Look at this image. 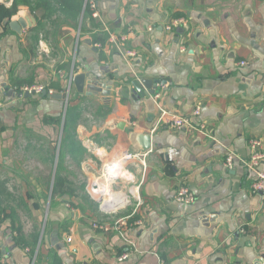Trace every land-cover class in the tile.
Returning <instances> with one entry per match:
<instances>
[{
	"label": "crops",
	"instance_id": "crops-1",
	"mask_svg": "<svg viewBox=\"0 0 264 264\" xmlns=\"http://www.w3.org/2000/svg\"><path fill=\"white\" fill-rule=\"evenodd\" d=\"M97 1L107 31L90 11L84 13V0L78 23L57 14L43 21L40 32L34 30L43 12L33 14L23 4L11 15L14 0H0V201L47 200L43 222L34 215L31 231L22 228L30 236L42 223L33 260L30 248L15 247L11 220L0 223V247L8 260L52 264L57 256L62 264H264V199L253 192L256 177L244 165L251 159L252 140L262 143L264 153V0ZM19 19L26 24L21 34L10 28ZM174 20L184 25L168 30ZM100 33L108 36L104 48L91 43ZM72 74L107 83L110 101L97 93L79 94ZM143 80L159 82L146 97L133 85L147 91ZM23 81L46 90L58 84L66 100L21 98V90L30 86L19 94L13 83ZM72 98L81 115L75 142L86 150L78 162L63 146ZM90 104L100 112L93 119ZM197 107L205 134L173 130L160 121L166 114L189 116ZM145 136L152 143L147 153L141 152ZM126 152L143 158L123 173L121 192L125 205H132L117 213L81 203L74 180L61 174L73 164L68 158L74 153L89 180L84 186L96 188L104 182L103 166ZM229 156H234L232 169ZM58 170L73 196H52ZM183 187L195 194L194 204L175 201ZM131 191L141 198L139 207ZM123 254L129 258L120 262Z\"/></svg>",
	"mask_w": 264,
	"mask_h": 264
},
{
	"label": "built area",
	"instance_id": "built-area-1",
	"mask_svg": "<svg viewBox=\"0 0 264 264\" xmlns=\"http://www.w3.org/2000/svg\"><path fill=\"white\" fill-rule=\"evenodd\" d=\"M90 11L92 19L102 25L103 31H107L105 26L102 24L100 11H99V4L97 0H84V13L86 11ZM184 21L182 20H174L171 22V26H168V30H173L174 27L179 25H184ZM122 41H125V37H121ZM110 41L112 43H116L117 37L114 35H110ZM129 56H134L133 53H128ZM242 65H247L246 63H242ZM46 89L42 86L38 87H25L21 91L23 94H32L34 95H42V93ZM49 95H54L52 90H46ZM201 116V108L197 107L194 112L189 115H180V114H172V115H164L160 121H163L165 125L169 126L173 130L177 131H185L190 134H198L202 133L205 134L206 125L204 122L200 121ZM250 147L252 151L251 159L249 161H244V165L248 167L250 171L255 174V181L252 184V190L255 194L260 195L264 199V153L262 152V143L259 140H252L250 142ZM142 155L139 153H128L119 156L115 160L106 163L103 166V170L101 173V180L106 182L107 184L113 185L116 184L119 180L121 181L123 178V173L127 168L128 164H132L136 160H142ZM227 167L229 169L233 168L234 163V156H229L226 161ZM98 185V182H97ZM98 188V186L96 187ZM132 196H134L133 191H131ZM135 200L137 201V206L141 205V198L139 196H134ZM101 196H99L98 200ZM175 201L180 204L192 205L196 202L195 194L190 191L188 188H180L179 191L175 195ZM101 206L103 205V200L101 201ZM121 208V207H120ZM120 208L115 210H105L108 214L117 213ZM102 209V208H101ZM104 211V210H103ZM96 226V225H95ZM138 226H143L142 222H138ZM129 258L128 254H123L119 261L123 262ZM8 254L5 250L0 247V261L7 260ZM161 264H164L161 262Z\"/></svg>",
	"mask_w": 264,
	"mask_h": 264
},
{
	"label": "trees",
	"instance_id": "trees-1",
	"mask_svg": "<svg viewBox=\"0 0 264 264\" xmlns=\"http://www.w3.org/2000/svg\"><path fill=\"white\" fill-rule=\"evenodd\" d=\"M23 4L29 6L33 14H37L40 11L44 13L43 17L38 22V26L35 28L34 31L42 30V27L44 26L43 21H51L52 18L57 14L64 16L65 21H74L76 23H78L82 14V0H14L13 6L11 8V15H16L18 11V7ZM98 25L101 26L100 24H95V23L92 24L93 27H99ZM83 29L84 28L82 27V30ZM107 40H108V36L102 33L93 35L91 37V43L93 45L100 44L103 48L105 47ZM98 52L100 54L101 60L103 62H106L104 51L102 49H99ZM32 85H33V81L15 82L13 83V88H15V90L20 94L21 87L23 86L31 87ZM47 89H52L57 94H61V92H63L62 87L58 84H50L49 88ZM72 101H74V98L70 100V103L67 108L66 120L64 124L65 138H63V146L65 144V146L68 148V152L70 151L75 152L77 155V159L79 160V155L81 153L85 154L86 150L81 148L77 144V142H75L77 123L79 122L81 115L78 109L71 104ZM72 155H73L72 157L76 159L74 153H72ZM60 158H61V163H63L65 159V154L63 152H61ZM67 184L68 183L66 179L60 176V172L58 170L55 178V186L53 189L52 196L54 197L57 194H61V195L68 194L70 196H73L74 193L70 188V186H67ZM9 219L11 220V232L16 233V237L14 238L15 247H20L22 249L30 248V255L33 260L34 256H36L35 252L40 240V231L36 229L32 235L26 236L24 234L22 227L16 228L13 225L15 222L14 215H10ZM0 264H12V263L10 262V260L7 259L0 261ZM52 264H62V263L60 259L56 256L54 257Z\"/></svg>",
	"mask_w": 264,
	"mask_h": 264
},
{
	"label": "rangeland",
	"instance_id": "rangeland-1",
	"mask_svg": "<svg viewBox=\"0 0 264 264\" xmlns=\"http://www.w3.org/2000/svg\"><path fill=\"white\" fill-rule=\"evenodd\" d=\"M57 18H58V16H57ZM46 58L48 59L47 61L52 62V58H50V57H46ZM88 111L91 112V116H90L91 119L97 117L96 115L100 113V112H97V110H95V105H93V104L89 105ZM68 159H70L73 162V164L68 165L67 169L61 170V174L66 175L67 177H70L72 180H74L75 185H76L77 194L79 195L81 203L91 202V203L96 204V205L98 204V206H99L98 211H102V209H100V207H101L100 203L96 202V200L98 201V199H99V194L97 192L95 193L94 191H92L94 189V188L92 189V187H91L92 185H90L86 188V186L89 185L88 184L89 180L86 176H84L83 172H81V170H79V168H77L76 159L73 158L72 156H70V158H68ZM64 162H66L65 159H64ZM77 162H78V159H77ZM122 179H124V178H122ZM103 183H105V182H102L100 184L101 185L107 184V183H105V184H103ZM84 185H86V186H84ZM107 185L109 186L112 193L117 194L119 196L125 194V191L121 192V190L124 189V187H123V184L121 183L120 180L116 184H113V185L107 184ZM86 189H88V192ZM16 192L17 191H15L13 193H16ZM88 196L91 198H87ZM27 200H28V202H27ZM38 200H41L40 204L43 203V201L45 202V203H43V206H40L38 204ZM29 204L31 205V207ZM131 205H132V203L131 204L128 203L123 208H125L127 206H131ZM46 206H47V200H43V198H2L0 201V223H2L5 219L10 220L9 219L10 215H14L15 222L13 225L16 228L17 227L23 228V226H24L26 228V230L31 231L32 226L35 225L34 215H36V216L40 215L41 221L44 220V213L46 211ZM129 208L130 207H128L127 209H129ZM37 227H39L40 231H42V223L40 222V220H39V225L37 224Z\"/></svg>",
	"mask_w": 264,
	"mask_h": 264
},
{
	"label": "water",
	"instance_id": "water-1",
	"mask_svg": "<svg viewBox=\"0 0 264 264\" xmlns=\"http://www.w3.org/2000/svg\"><path fill=\"white\" fill-rule=\"evenodd\" d=\"M29 25L32 26V23ZM10 28L13 31L21 34L23 29L26 28V24L24 23L22 19H19L17 21L11 22ZM156 83L159 84V82H153L151 80H143L141 84L143 87H145L147 91L142 90V87L137 82H135L133 85H134L135 91L138 93L140 97H146L154 93V86L156 85ZM72 85L75 87L76 91L79 94H86L87 92H90L88 94L92 95V94L97 93V94H100L101 97L106 102L110 101L111 99V87L107 83H102L99 80L90 79L87 74H78V75L72 74ZM19 96L21 98L22 97L30 98L34 96V93L20 94ZM42 96L48 97L54 100H66V97H67L66 94L65 95L64 94L48 95L46 90L42 93ZM151 147H152L151 137L145 136L143 140L141 152L147 153L148 151L151 150ZM101 201L102 200H99L98 202H101Z\"/></svg>",
	"mask_w": 264,
	"mask_h": 264
},
{
	"label": "bare ground",
	"instance_id": "bare-ground-1",
	"mask_svg": "<svg viewBox=\"0 0 264 264\" xmlns=\"http://www.w3.org/2000/svg\"><path fill=\"white\" fill-rule=\"evenodd\" d=\"M94 190L99 194V196L106 195L107 200L103 199V205L101 206L102 210H115L117 208L125 206L127 203V198H125V195H117L112 192L107 188L106 185H101L98 184V188H94ZM94 193V192H93ZM134 196H137V192H133ZM108 201H111V203H108Z\"/></svg>",
	"mask_w": 264,
	"mask_h": 264
}]
</instances>
